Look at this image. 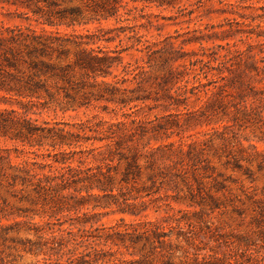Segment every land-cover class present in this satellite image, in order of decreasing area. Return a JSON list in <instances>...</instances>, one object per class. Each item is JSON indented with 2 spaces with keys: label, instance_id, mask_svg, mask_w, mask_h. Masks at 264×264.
I'll return each instance as SVG.
<instances>
[{
  "label": "trees",
  "instance_id": "obj_1",
  "mask_svg": "<svg viewBox=\"0 0 264 264\" xmlns=\"http://www.w3.org/2000/svg\"><path fill=\"white\" fill-rule=\"evenodd\" d=\"M61 1L65 0H16L33 13L30 16L26 12L23 18L35 20L43 29L31 25L0 29V101L18 106L0 107V139L14 142L16 150L29 149L44 161L14 165L11 156L0 148V187L14 197L18 192L32 194L33 203L43 208L33 216L28 210L19 212L21 217L32 218L5 225L3 220L13 213L0 205V264H12L2 245L11 232L20 233L24 227L38 240L11 241L23 244L25 251L35 256H44L39 264H264V192L256 198L243 190L246 200L252 202L251 228L233 238L212 233L203 209H197L208 207L212 213L230 205L243 214L236 205L243 199L232 188L238 181L226 170L240 172L253 182L252 167H264V150L250 139L245 145L239 136L240 130L251 129L254 137L264 142V12L253 17L250 24L234 22L237 27L233 26L232 36L240 37L245 48L234 44L235 48L225 54L214 52L209 60L203 54L189 64H178L184 59L183 54H175L178 51L165 50L159 60L153 55L161 50L149 54L150 61H160L159 69L164 71L158 76L162 99L170 101L169 105L201 104L199 109L184 113L188 115L184 122L212 126L211 132L203 134L204 139L178 132L179 143L152 146L151 139L143 143L148 134L159 139L164 132L170 139L175 132L169 130L180 127L181 121L167 119L147 128L137 117L130 122L40 119L44 113L76 111L94 101L126 107L149 99L138 93L140 86L123 87L121 83L126 80L121 81L114 73L124 62V50L114 55L116 51L94 47L104 39L103 28L89 33L76 30L95 21L120 20V11L129 1L77 0L79 4L72 7H62ZM151 1L164 6L177 0ZM260 8L264 11V6ZM63 27L74 32H64ZM128 38H135L133 46H137L143 36L136 32ZM149 72L143 70L141 74ZM111 76L114 81L108 80ZM89 142L93 147L86 149ZM215 160L223 171H218ZM163 190L184 193L182 199L197 209L194 214L199 223H193L186 216L188 212L170 214L161 221L149 219L145 214L151 208L147 200L159 211L161 203L168 201L161 195ZM28 197L23 195L21 200ZM165 204L167 213L173 210L170 202ZM113 206L117 207L113 212L146 219L127 224L122 218V226H95L102 214H109L96 210ZM36 215L57 218L54 224L58 228L51 227V222L48 228L38 224ZM204 227L209 231L203 237L219 243L222 239L226 251L221 254L210 247L213 253L202 255L201 251L208 249L202 246ZM125 252L133 259H127Z\"/></svg>",
  "mask_w": 264,
  "mask_h": 264
},
{
  "label": "rangeland",
  "instance_id": "obj_2",
  "mask_svg": "<svg viewBox=\"0 0 264 264\" xmlns=\"http://www.w3.org/2000/svg\"><path fill=\"white\" fill-rule=\"evenodd\" d=\"M126 4V7L121 9L120 20L111 18L109 20H103L101 22L95 21L87 25L77 26L76 30L79 33H89L97 31L100 28L104 29L101 33L102 41L94 44V47H102L109 51H116L114 55L122 52L124 58L123 64L114 69V73L118 75V79L125 81L121 83L123 87L127 88H138L141 87L138 93L142 95L149 96L146 101L133 102L131 105L124 107L123 105L113 104L105 100L94 101L89 107H83L76 111L70 110L63 112L58 110L57 112L51 111L50 113H44L40 116V119H58L66 120L70 122H79L92 119L95 121H131L133 117H137L142 120L147 128H152L158 123L166 122L167 119L174 121L176 119L181 121L180 127H175L170 129L168 133L175 132L170 139L165 138V133L159 134V139L152 138V134H148L143 143H146L151 139L152 146H159L164 143L169 142H180L181 136L176 135L178 132L186 134H195L196 138L204 139L203 134L207 131H212V126L199 125L195 122L185 124L184 120L188 118L187 111H195L201 107V104L194 105L190 102L187 105L180 103L179 105H169L170 101H165L163 98L164 92L159 88L158 76L162 75L164 71L159 69L160 61H150V56L153 51L161 50L159 53H154V58H159L160 55L165 50H174L175 54H183L184 59L179 61L178 64H189L190 60H196L198 58H203V54L206 60L212 58L214 52H220L225 54L227 49H234V44H237L239 48H245L239 39L240 37L232 36L233 26L236 28L234 22H244L245 24H250L253 17L259 14H263V10L260 8L264 6V0H177L173 5L158 6L156 2L151 0H141L133 2L130 0ZM16 0H0V29L3 27H15L16 25L21 26H33L39 30L43 29V25L38 24L35 20L28 21L24 19V14L30 12V16L33 15L32 11L23 7L21 4H16ZM62 7H72L79 4L77 0H65L59 2ZM244 14L245 17H242ZM258 21V20H256ZM256 21L253 22L255 25ZM233 22V23H232ZM136 26V27H135ZM130 27H134L136 31H132ZM48 30H53L49 26H46ZM126 29V31H123ZM90 30V31H89ZM62 31L73 33V28L63 27ZM107 31V33H106ZM109 31V32H108ZM139 32L143 36L142 43L137 46H133L137 43L135 38H128ZM105 38H112L111 41H107ZM148 47V48H147ZM159 60V59H158ZM217 64L216 62H213ZM152 64V67H150ZM177 64V65H178ZM126 67V68H125ZM154 68V69H153ZM184 66L181 69L184 70ZM136 69V71H133ZM151 71V73L141 74V71ZM136 77V79H135ZM109 81H114L113 76L108 78ZM131 95L132 93H128ZM176 95L175 92H173ZM165 104H168L166 108ZM12 106L18 108L16 104L6 103L0 101L1 108H11ZM178 114V115H177ZM167 116L165 119L164 116ZM36 116V115H35ZM39 117V116H36ZM151 121V122H150ZM223 131V126L220 127ZM239 136L245 145H249L250 139L256 143L261 150H264V142H259L255 137L251 129L240 130ZM185 142H190L187 137L183 139ZM15 143L7 141L5 139H0V148L5 149L4 154L10 155L12 163L14 165L24 164L25 162H44L42 157H36V154L30 152L31 150H19L15 149ZM102 143H97L96 145H101ZM93 143L89 142L85 145V148H92ZM9 149V150H6ZM44 151H39L43 153ZM215 165L218 171H223L224 168L217 163L215 160ZM32 166V165H31ZM253 172L255 176V181L251 182L246 176L242 175L240 172H233L231 170H226L228 175H233L237 179L238 183H233L232 188L235 195L240 196L243 201H237L236 205L243 214H239L233 206H228L222 210H216L215 212H210L208 207H198L197 209H203L204 216L209 220L210 229L213 230L219 237L224 235L229 238H233L237 233H244L251 228V217H252V202L246 200L243 190L256 195V198L262 197L264 192V167L259 169L256 164L254 165ZM36 169L40 171L38 164ZM45 172H49L47 168ZM98 191H96L97 193ZM168 194V196H166ZM23 195H29L28 198L21 200ZM163 199L168 201H163L162 208L156 211L157 207H154L155 203H150L151 208L145 213L148 214V218L151 220H163L170 214L175 216H182L187 213L186 216L190 220L198 224V219L194 214L197 210L191 207L188 200L182 199L184 193L180 195L176 192L170 190L168 192L162 191ZM34 195L28 194L27 192H18V196L14 197L5 188L0 187V205L7 209L8 213H13L9 219H4L3 224L12 225L15 221L25 222L32 217H21L19 212L28 210L29 216H33L35 211H42L41 205H35L33 203ZM170 202L172 204L173 210L168 212V207L165 203ZM157 206V205H156ZM117 207L105 209L99 208L96 211L101 213H109L108 215L102 214L101 221L95 226L105 224L106 226H122L121 219H125V223L131 224L136 221H144L145 216H133L129 214L120 213L119 211L113 212ZM33 211V212H32ZM62 219H68L67 216H61ZM35 222L48 228L47 223L51 222V227L58 228V225L54 223L57 222V218H50L49 216L41 217L36 215ZM68 227V224L65 225ZM26 227H24L25 229ZM186 229L189 227L186 225ZM22 229L20 233H10L9 240L5 242L2 247H4L6 253V259L12 264H39L44 262V256H35L32 253L25 251L24 245L16 242H12L11 238H18L23 240H38V237L34 233H30ZM203 233H201V240L203 247H207V250H203L202 255H208L213 253L210 247L215 250L222 252L226 251V242L220 239V243L214 239L209 240L205 238V231H209L208 228L204 227ZM46 237H50L46 235ZM1 240V239H0ZM2 243V241H1ZM140 246H137V249ZM192 250L191 252H193ZM264 252V250H263ZM192 255V254H191ZM125 257L129 260L133 257L125 252ZM53 260H56L54 257ZM207 260L212 261L209 257Z\"/></svg>",
  "mask_w": 264,
  "mask_h": 264
}]
</instances>
